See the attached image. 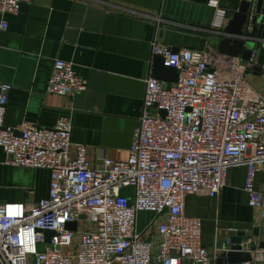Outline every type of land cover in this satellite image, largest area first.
Masks as SVG:
<instances>
[{"label":"built area","instance_id":"obj_1","mask_svg":"<svg viewBox=\"0 0 264 264\" xmlns=\"http://www.w3.org/2000/svg\"><path fill=\"white\" fill-rule=\"evenodd\" d=\"M24 0H0V30L5 16ZM211 29L228 23L223 0H209ZM249 60L152 42L151 57L173 67L177 80L149 75L142 109L133 130L128 158L105 154L92 165L85 147L70 140L71 124L59 119L51 128L24 122L16 133L4 124L10 85L0 82V148L8 165L49 172L48 195L36 203H0V264H216L201 244V220L184 213L189 194L217 196L229 170L245 168L248 204L264 221V64L263 87L246 79L256 65ZM87 81L71 62L55 59L46 92L69 98L85 91ZM132 189V194L123 193ZM153 214L139 231V213ZM67 224H76L75 230ZM44 231H51L47 241ZM264 241V240H263ZM259 243V242H258ZM258 243L249 260L264 262ZM242 250L248 249L242 243Z\"/></svg>","mask_w":264,"mask_h":264},{"label":"crops","instance_id":"obj_2","mask_svg":"<svg viewBox=\"0 0 264 264\" xmlns=\"http://www.w3.org/2000/svg\"><path fill=\"white\" fill-rule=\"evenodd\" d=\"M208 1L24 0L16 14L5 16L7 28L0 30V82L11 86L4 124L19 133L24 122L51 128L63 118L71 124V142L85 147L92 165L100 163L101 154L126 160L145 80L152 76V42L176 50L216 47L223 31L211 29L214 10ZM242 1L223 0L229 20ZM55 59L73 64L87 81L85 91L72 98L46 92ZM260 74L251 69L246 76L256 89L263 87ZM4 160L0 148V203L31 204L48 195V170ZM244 180L245 168L236 166L217 196L184 199V213L200 218L201 244L216 264L230 247V233L244 232L243 243L264 240V221L248 204ZM255 181L260 187L264 173ZM123 193L131 195L132 189ZM143 213L153 217L139 216Z\"/></svg>","mask_w":264,"mask_h":264},{"label":"water","instance_id":"obj_3","mask_svg":"<svg viewBox=\"0 0 264 264\" xmlns=\"http://www.w3.org/2000/svg\"><path fill=\"white\" fill-rule=\"evenodd\" d=\"M221 36L216 46L219 53L240 56L247 61L256 50V65L253 69L261 71L264 64V0H243L223 29ZM152 77L172 83L177 80V72L173 67L165 66L161 57H155ZM66 227L75 230L76 224H67ZM44 235L48 241L52 232L44 231ZM244 235V232L229 234L230 247L219 258V264H231L250 259V251L255 249L256 244L245 242L248 249L242 250ZM258 246L264 247V241L259 242Z\"/></svg>","mask_w":264,"mask_h":264},{"label":"rangeland","instance_id":"obj_4","mask_svg":"<svg viewBox=\"0 0 264 264\" xmlns=\"http://www.w3.org/2000/svg\"><path fill=\"white\" fill-rule=\"evenodd\" d=\"M150 215L148 213H143L138 217L137 228L139 231L142 230L146 226V224L150 221Z\"/></svg>","mask_w":264,"mask_h":264}]
</instances>
